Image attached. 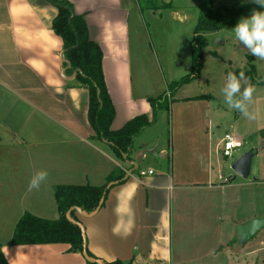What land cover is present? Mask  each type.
Here are the masks:
<instances>
[{
  "label": "crops",
  "instance_id": "obj_1",
  "mask_svg": "<svg viewBox=\"0 0 264 264\" xmlns=\"http://www.w3.org/2000/svg\"><path fill=\"white\" fill-rule=\"evenodd\" d=\"M67 1L76 14L85 16L91 39L103 49L105 82L116 111L112 129H121L141 114L151 118L154 110L148 99L154 94L142 69L133 63L131 19L139 11L137 0ZM58 12L47 0H0V244L8 263L86 264L87 257L71 252L66 243L13 245V231L25 211L59 218L55 186L104 185L117 171L129 178L109 190L99 211H76L88 249L98 259L177 264L189 228L202 237L218 236L222 249L232 246L222 239L219 197L223 208H229L236 203L235 187L257 186L264 177L257 174L242 183L235 172L216 170L220 158L211 149L216 127L211 111L220 102L212 96L190 97L177 106L171 135L169 113L159 111L153 126L137 137L133 161L122 162L107 141L93 139L89 90L66 73L65 45L52 27ZM209 99L214 100L213 108L189 105L190 100ZM204 114L210 119L201 118ZM207 126L205 136L201 132ZM229 160L225 157V164ZM132 166L138 170L131 173ZM40 170L47 172V179L38 189L30 188L32 176ZM141 170L154 173L143 177ZM195 191L198 195L189 194ZM195 196L192 217L188 210ZM259 249L264 250V240ZM243 258L246 264L248 258L264 264L257 249Z\"/></svg>",
  "mask_w": 264,
  "mask_h": 264
},
{
  "label": "rangeland",
  "instance_id": "obj_2",
  "mask_svg": "<svg viewBox=\"0 0 264 264\" xmlns=\"http://www.w3.org/2000/svg\"><path fill=\"white\" fill-rule=\"evenodd\" d=\"M210 1L137 0L139 11L136 12V17L131 19L133 57L135 58L133 63L136 69L137 67L141 68L146 75L145 79L148 81L150 91L154 94L151 98L163 95L173 81L180 80L192 72L191 39L202 7ZM213 1L223 5H242L245 3L259 5L255 0ZM233 27L226 25L224 29L218 32L206 34L208 45L203 51V68L190 83L176 88L172 98L171 113L168 112L171 135L173 127L177 124V106L187 103L190 97L212 96L215 102H220L219 108L211 111V117L213 116L216 121L215 139L211 143V149L216 151L220 158V166L216 167V170L217 168L219 171L224 169L227 174L234 172L231 168V161L249 148L260 149L264 143V138L260 135L264 131V60L252 55L243 44L235 39ZM137 29L140 33L135 32ZM237 70H242L246 82L254 86L255 91L248 108L250 112L255 114V119L245 117L239 111L230 109L225 103L222 88L227 74L229 72L236 73ZM249 70L251 72H248ZM214 100H190L189 105L197 108V106L209 104L213 108ZM172 109L174 110L173 115ZM201 118L210 119L205 114ZM207 129L208 126L206 130L201 132L205 136ZM229 132L240 134L246 144L244 147L235 150L234 156L229 158L230 162L225 164V156L222 153L223 142L222 144H218V142L225 137V133ZM263 160L264 150H259L253 160L252 174L248 179L240 177L238 181L249 183L254 180L257 174L263 180ZM234 189L236 203H233L229 208H223L220 199L222 195H220V208L218 209L220 212L219 219H223L220 221L221 230L224 234L222 239L228 244L232 242V246L230 244L225 246L226 249H222L223 244L216 242L219 239L218 236L213 239L202 237L198 235L199 231L189 228L185 247L180 250L183 254H181V259L178 260L177 264H246L247 260L245 261L243 256L249 254L253 249H257L258 254L264 259V250L259 249L264 240V230L243 247L239 241L238 231L235 229V226L236 228L238 226L237 222H248L256 216L264 215V182L258 183L257 186H241ZM189 194L198 195L196 191L189 192ZM196 205L195 196L188 210L189 216H195ZM233 239L235 242L232 241ZM231 247H233L232 252H230ZM254 258L256 259V257ZM254 258H248L251 260L248 264H256L252 260ZM182 260L184 262H180Z\"/></svg>",
  "mask_w": 264,
  "mask_h": 264
},
{
  "label": "trees",
  "instance_id": "obj_3",
  "mask_svg": "<svg viewBox=\"0 0 264 264\" xmlns=\"http://www.w3.org/2000/svg\"><path fill=\"white\" fill-rule=\"evenodd\" d=\"M59 12L53 22L54 32L63 40L65 45V64L68 75H75L76 83L86 86L89 90L90 107L88 120L95 131L94 140H105L115 156L122 162H132V154L137 137L147 128L153 126L159 111H170L174 91L177 87L190 83L203 68V51L208 42V32H218L226 25L236 23L254 11L263 10L259 5L245 3L242 5H223L211 0L202 7L197 25L194 29L192 42V72L180 80L173 81L167 91L158 97L149 98L153 116L147 114L135 116L121 129L114 131L112 125L115 119V106L111 100L103 68V49L93 41L84 15L75 13V8L67 0H47ZM254 69V67H252ZM242 70L235 74L239 76ZM243 72V71H242ZM248 72H251L250 70ZM264 138V131L260 133ZM131 173L138 170L131 167ZM127 173L118 171L112 174L107 184L92 186L60 184L54 187V197L57 202L59 218L47 219L25 211L13 231V245H70V251L82 253L87 257L86 264H132L133 261L116 260L108 262L98 259L88 249V236L79 221L76 211L93 214L103 207L109 190L117 184L128 180ZM0 264H9L2 253L0 244Z\"/></svg>",
  "mask_w": 264,
  "mask_h": 264
},
{
  "label": "clouds",
  "instance_id": "obj_4",
  "mask_svg": "<svg viewBox=\"0 0 264 264\" xmlns=\"http://www.w3.org/2000/svg\"><path fill=\"white\" fill-rule=\"evenodd\" d=\"M255 2L264 8V0H255ZM233 31L235 39L243 44L252 55L264 60V11L254 10L250 16L240 19L233 27ZM254 91V86L246 82L242 71L239 76L234 72H229L222 88L227 106L249 119H255V114L248 108ZM46 179L47 172L40 170L32 176L29 187L38 189Z\"/></svg>",
  "mask_w": 264,
  "mask_h": 264
},
{
  "label": "water",
  "instance_id": "obj_5",
  "mask_svg": "<svg viewBox=\"0 0 264 264\" xmlns=\"http://www.w3.org/2000/svg\"><path fill=\"white\" fill-rule=\"evenodd\" d=\"M259 150H264V143L258 148H249L243 155L234 159L231 168L238 176L248 179L251 175L252 164ZM144 154V153H143ZM141 162V160L139 161ZM236 177V176H235ZM264 229V218L252 219L237 226L239 241L245 246L252 238Z\"/></svg>",
  "mask_w": 264,
  "mask_h": 264
},
{
  "label": "built area",
  "instance_id": "obj_6",
  "mask_svg": "<svg viewBox=\"0 0 264 264\" xmlns=\"http://www.w3.org/2000/svg\"><path fill=\"white\" fill-rule=\"evenodd\" d=\"M244 145H245V141L239 136L233 135L231 133L225 134V137L223 139L222 153L226 158H230L234 156L233 152L235 150L242 148ZM263 163H264V160H263ZM153 173H154L153 170H149L148 172L144 170L139 171L140 176H143V177L146 174L152 175Z\"/></svg>",
  "mask_w": 264,
  "mask_h": 264
}]
</instances>
